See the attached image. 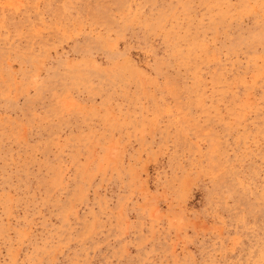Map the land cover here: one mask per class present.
I'll list each match as a JSON object with an SVG mask.
<instances>
[{
	"label": "rangeland",
	"instance_id": "rangeland-1",
	"mask_svg": "<svg viewBox=\"0 0 264 264\" xmlns=\"http://www.w3.org/2000/svg\"><path fill=\"white\" fill-rule=\"evenodd\" d=\"M0 264H264V0H0Z\"/></svg>",
	"mask_w": 264,
	"mask_h": 264
}]
</instances>
